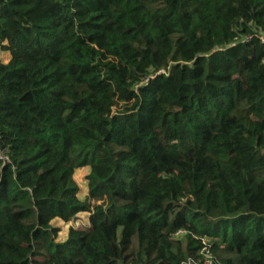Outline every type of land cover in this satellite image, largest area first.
<instances>
[{
    "label": "trees",
    "instance_id": "1",
    "mask_svg": "<svg viewBox=\"0 0 264 264\" xmlns=\"http://www.w3.org/2000/svg\"><path fill=\"white\" fill-rule=\"evenodd\" d=\"M261 36L264 0H0V264H264Z\"/></svg>",
    "mask_w": 264,
    "mask_h": 264
},
{
    "label": "rangeland",
    "instance_id": "2",
    "mask_svg": "<svg viewBox=\"0 0 264 264\" xmlns=\"http://www.w3.org/2000/svg\"><path fill=\"white\" fill-rule=\"evenodd\" d=\"M8 58L7 53H0V59L2 61H6ZM88 174V168L86 167H82V168H78L74 171L73 174V178L78 186V192H77V196L80 199H83L86 195H87V181H86V175ZM181 199L184 202H189L190 197L185 194L181 197ZM80 223L86 224L87 223V214L85 213H79L77 215V220L72 223H64L60 220H53L52 221V225L59 228V232L57 233V241H64L67 238V234H68V227L70 225H74V226H78ZM122 227L119 226L118 227V231L121 230ZM120 237V241L121 243H125L126 239V234L123 232H120L119 234Z\"/></svg>",
    "mask_w": 264,
    "mask_h": 264
},
{
    "label": "built area",
    "instance_id": "3",
    "mask_svg": "<svg viewBox=\"0 0 264 264\" xmlns=\"http://www.w3.org/2000/svg\"><path fill=\"white\" fill-rule=\"evenodd\" d=\"M261 40L264 41V36H261ZM205 264H209V261L206 260V261H205Z\"/></svg>",
    "mask_w": 264,
    "mask_h": 264
}]
</instances>
